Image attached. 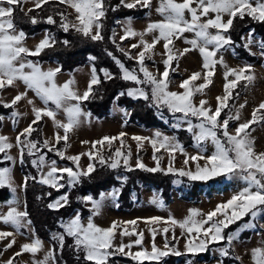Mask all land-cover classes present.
Masks as SVG:
<instances>
[{"label": "snow or ice", "instance_id": "6c2138e0", "mask_svg": "<svg viewBox=\"0 0 264 264\" xmlns=\"http://www.w3.org/2000/svg\"><path fill=\"white\" fill-rule=\"evenodd\" d=\"M27 2L28 0H0V92L17 83H22L25 87V91L18 92L10 102L0 101V104L6 108L15 109L20 101L27 99L28 92L31 91L44 105L42 108L36 107L35 100H27L28 104L32 105L34 119L18 133L15 144L8 136L0 134V160L10 161L14 165L17 158L10 152L13 147H16L19 151V163L24 164L25 156L32 157L31 165L37 172V175L26 174L23 183L17 185L12 175L13 169L0 167V189L6 187L11 193V199L4 202L8 206V211L0 212V223L13 229V231H0V241L13 237L4 250L15 245V235L28 233L31 236V242L24 243L20 251L5 264H14L16 257L24 253L32 255V264H67L62 260L66 246L71 250L75 260L78 262L83 260V264H109L110 260L117 256L129 257L137 264H144L145 261L158 262L169 255L203 253L209 250V245L220 243L226 245L218 249L220 255L228 257L234 242L239 241L240 234L255 228L257 217L264 218V151H256L255 139L252 137V132L255 131L252 126L264 124V102L253 109L250 120L239 123L234 132L229 131V122L240 120V109L246 107V104H241L235 113L227 114L222 120L221 113L229 108V100L235 99L233 90L240 86L242 81L245 87L252 85L255 75L253 66L250 64L241 68L229 67L224 60L222 50L226 51L233 47L234 41L230 30L234 28L235 20L238 18L243 20L247 16L253 21L264 22V0H159L156 12L162 16L160 21L150 22L143 31H137L132 25L133 18L127 17L123 23V35L119 36L120 43L117 42L118 34L115 30L109 38L120 53L136 62L137 67L129 69L113 52L105 49L120 70L119 78L136 85L120 91L116 99L127 95L133 99H143L149 102L150 107H155L157 110L166 108L174 116L177 113L182 114L178 119L181 123L187 124V131L192 133L195 146L199 149L196 155H189L176 138L163 135L159 131L153 137L133 136L132 139L137 142L138 149L143 148L145 141L151 144L154 150L153 160L156 161V166L149 168L138 156L135 167L153 173L166 171L180 177H187L190 181L207 182L220 176L238 179L243 184L240 190L226 202L216 205L212 211L202 213L198 209H190L189 215L183 220L169 217V220L165 221L182 229V238L185 239L183 253L178 248L179 238L175 235L174 227L171 241L167 238L170 229H163L165 235L163 249L156 246L154 242L156 230L152 229L153 244L151 251H148L142 247L143 232H136L135 228L129 231L117 221H113L106 228L95 223V217L101 214L105 200L117 201L121 188H114L109 193H101L99 199L91 194L77 197L82 203L91 204V215L87 217V222H84L80 211H76L66 220L62 218L59 222L62 231L51 235L52 247L45 253L43 259L39 260L35 257L43 250V241L35 235L32 228L27 202L25 201L23 210L19 207L18 189L26 193L29 181H32L59 192L66 187L71 189L80 185L83 178L90 177L96 172L98 166H106L113 170L124 167L129 172L134 169L130 163L131 147L124 140L127 135L124 132L119 133L118 136H104L95 141H82L84 144L91 145L88 152L66 155L70 147L69 134L81 123L91 121L92 114L84 111L82 103L95 98V86L102 83L101 74L105 81L116 79V76L106 68L98 72L93 63L90 80L83 93L79 92L74 76L63 84L58 83L57 77L63 70L62 66L45 69L40 62L30 57H39L45 50L55 49L58 44L66 48L70 47L71 41L58 40L55 33L46 29L40 42L34 48H29L26 43L28 35L23 29H17L14 18L16 7L19 6L20 11H24L23 5ZM32 2L34 8L24 12L30 24L57 25L64 33L72 31L93 42L105 40L103 33L109 10L116 12L121 7L150 10L152 7V0H119V3L115 5L111 4L110 0H57L58 4L74 9L76 16L72 19L71 14L64 11H56L46 17L29 15L35 9H41L43 5L49 4L50 0H32ZM57 16L59 20L55 18ZM116 23L121 22L116 21ZM185 33H192V38L185 36ZM150 34H155L151 42L145 39ZM254 34V29L249 31L243 46L250 51V46L256 43L261 49V55H264V39L255 41ZM136 37H139V42L133 43L130 48L125 49L121 46L123 41ZM181 38L190 47L183 50L176 49L174 41ZM161 41H164L165 49L161 54L165 57L164 71L153 73L145 64L146 54L147 59H152L155 55V46ZM137 48L141 50L133 55L131 50ZM194 50L200 53L203 72H193L183 80L179 85L184 89L183 92L170 91V72L177 71L180 58ZM218 53H221L219 58H217ZM88 59L94 62L97 58L90 55ZM217 64L225 69L224 95L216 98L217 107L213 110L208 106L207 100H200L198 105L194 103V96L203 95L205 89L213 83L212 78ZM201 79L203 83H194ZM238 95L239 93H236V96ZM121 111L125 116L129 115L127 110L121 109ZM60 112L64 113V121L57 119ZM20 116L19 111H12L10 114L12 123L16 124ZM44 117L50 118L56 129L63 130V135L60 131L54 133V143L48 139L40 141L32 138L33 133L39 130L33 125H37ZM193 118L197 121L196 123L193 122ZM4 119L5 117L0 115V121ZM181 123H178L176 127H180ZM61 141H63L62 148L58 147ZM116 141H119L120 147L113 148ZM208 143L212 145L213 151L209 155H204L205 146ZM105 148L107 155L103 151ZM44 149H47V152ZM161 149L166 150L170 155L166 170L160 165L162 157L156 155ZM177 151L186 157L184 168L173 167ZM49 152L60 159L71 161L75 167H60L56 160L49 161L47 158ZM85 155L89 160L86 168L80 165L81 158ZM201 160L205 161L203 165L199 163ZM189 161L195 163L194 170L188 167ZM117 179L126 182L128 177H117ZM46 195L51 197L52 193L48 192ZM38 199L41 198L38 197ZM70 203L69 193L65 192L48 203L47 208L59 211ZM152 203L163 207V201L159 197H154ZM116 206H119L118 203ZM245 217L249 219L245 221ZM161 219V217L150 218L152 222H159ZM240 221L243 223L239 228L225 234L226 229ZM136 224V220L123 222V225L135 226ZM118 228L121 236L136 235L138 238L129 244L121 242L116 245L114 241ZM68 239H71V244H67ZM172 241H176V244ZM134 246H141V250L133 252L131 249ZM236 259L240 258L236 257ZM252 259L254 264H264V247L254 248ZM187 264H192V261L189 260Z\"/></svg>", "mask_w": 264, "mask_h": 264}, {"label": "rangeland", "instance_id": "374dc122", "mask_svg": "<svg viewBox=\"0 0 264 264\" xmlns=\"http://www.w3.org/2000/svg\"><path fill=\"white\" fill-rule=\"evenodd\" d=\"M159 5V0H152V7L151 9H145L148 11L146 15L143 18L133 19L132 25L137 31H143L147 25L150 22L154 21H160L162 19V16L159 15L156 12V8ZM7 6V5H5ZM17 8V7H16ZM24 11H27L29 8H34V3L32 0H28L27 3L23 5ZM68 13L71 14L70 18L74 19L76 16V13L74 9L67 7ZM14 18H15V12H14ZM227 19V17H225ZM126 18L123 20H120V24L117 25L116 33L117 39L119 40V36L123 35V23L125 22ZM16 23V20H15ZM17 29H21V27L16 23ZM45 32V31H44ZM44 32L38 33L35 35H28L27 39V46L29 48H34L40 40L43 38ZM247 32L243 36V42L245 43L246 39L248 38ZM158 34V33H157ZM153 35L150 34L145 37L149 42L153 39ZM185 36L188 38H192V33H185ZM254 40L260 41L262 40L259 36L254 34ZM139 37L136 38H130L122 42V47L125 49L130 48V46L133 43H138ZM164 41H161L159 44L155 46L154 52L155 55L152 59H145V64L149 68L150 71L153 73L159 71H164V64L163 60L165 57L161 55L164 53L165 49L163 47ZM175 48L183 50L186 47H190L189 45L185 44L183 42V38L179 40L174 41ZM141 49H132V54L136 55L138 51ZM247 52L250 54L251 58L255 57V60L252 62L244 61L240 59L239 57H236L233 49L229 50H222V55L224 57V60L229 65V67L232 68H241L245 65H252L253 71L255 75V81L252 85L245 87L244 82L242 81L240 86H238L235 90H233V96L235 99L229 100V108H231L230 112H228L229 108L225 109L221 113L220 119L226 118V115L229 113H235L237 109H239V106L241 104H246V107L243 109H240V120H232L229 122V131L234 132V129L237 127L239 123H243L247 120L251 119V114L254 108H256L261 102H264V55H261V49L258 47L256 43H253L250 46V51L246 49ZM221 53L217 54V58ZM32 59V57H30ZM202 58L200 56L199 51H191L187 53L186 55L182 56L179 60V67L177 71L170 72V80L171 84L169 86L170 91H176V92H183L184 89L180 88V83L187 79L193 72L201 71L202 69ZM45 69L47 68H55L58 66L56 63H41ZM91 65L92 63H89L85 65L84 67H80L76 69L74 72L71 73H60L57 77V82L60 84H63L66 80L70 79L71 77H75L77 81V87L80 93H83L86 90V86L88 81L90 80L91 76ZM133 68L137 67L136 62L133 60ZM175 67V62L173 64ZM224 71L225 69L220 65L217 64L215 67V75L213 76L212 80L213 83L205 89V92L203 95L196 94L194 96V103L197 105L199 104L200 100H207L209 102L208 106H210L213 110L217 107V97L224 95V88L223 85L225 83L224 80ZM203 79L198 80L194 83L200 84L203 83ZM136 85L134 84V87ZM25 91V87L22 83H17L15 86L6 88L2 92H0V101H3L5 103L10 102L13 97L18 92ZM236 93H239L238 96H236ZM33 99L35 100V106L36 107H44L43 103L35 97L34 93L29 91L27 99H24L20 101L15 109H10V114L12 111L16 110L21 113V116L16 124H13L9 116H4L5 119L2 121V126L0 127V134L6 135L10 138V141L15 144L16 136L20 131H22L24 128H26L31 121L34 119V114L32 112V105H29L27 100ZM137 100V99H135ZM2 105V104H0ZM82 108L84 111L89 112L85 105L82 103ZM121 109L127 110L123 107H119L116 104L113 105L111 113L109 116L98 119L91 116L90 122H83L81 125L76 128L73 132L69 134V141L70 147L67 149L66 155L72 156L77 155L80 153H86L90 149V144H84L82 141H95L98 140L104 136H118L119 133L124 132L127 135L124 137V140L126 141V144L131 147L132 151V157L130 160L131 165L135 169L136 168V162L138 156L142 158V162L149 168L156 166V161L153 160V148L151 144L147 141L144 142L143 148L138 149L137 142L132 139L133 136H145V137H153L154 134L159 131L163 135L174 137L176 140L179 141L180 144L183 145L184 149L189 155H196L199 149L195 146V141L193 139L192 133L187 131V124L181 123L178 119L182 114L177 113L175 116L170 113L166 108L162 109L164 110L166 116L165 123H167L169 127L164 129H158V128H144V127H138L136 125H133L129 122L130 120V110H127L129 113L128 116H125L124 112L121 111ZM167 112V113H166ZM57 119L64 121L65 116L63 112H60L57 116ZM83 119V118H82ZM42 128H41V134H42V141L44 139H48L51 142L54 141V133L56 131H60V134L63 135V130L56 129L53 125V121L48 118L44 117L42 120ZM193 122L196 123L197 121L193 118ZM178 123H181L180 127H176ZM37 125H33V127H36ZM41 126V125H40ZM40 126H37L40 130ZM255 131L252 132V137L255 139V148L257 152L264 151V124L259 125H253L252 126ZM34 132L32 135V138L37 137L38 132ZM181 130H185L186 133H184L188 138L189 142L188 145H184L179 140V134H176V132H180ZM183 134V135H184ZM58 147H63V141H61L60 145ZM99 147V146H98ZM120 147L119 141L114 142L113 148ZM206 151L203 153L204 155H209L213 151V147L210 143H208L206 146ZM104 154L107 155V149H103ZM47 152V149L45 150ZM10 154L13 157L17 158L16 163L13 165L12 162H9L10 165L5 167H11L13 169L12 175L14 178V181L17 185H20L23 183L24 173L22 171V168L20 167L19 163V151L16 147H13L11 149ZM156 155L158 157H162L160 161V165L162 169H167L169 166L170 161V155L169 153L161 149L160 152H157ZM57 161L58 166L64 167V166H70L75 167L71 161H68L66 159H60L58 156H56L54 153L49 152L48 153V160ZM185 156L181 154L179 151L175 153V160L173 161V167L176 169L184 168V160ZM89 163L88 157L85 155L81 158L80 165L81 167L86 168L87 164ZM201 165L205 163L204 160L199 161ZM188 167L192 168L194 170L195 163L192 161H189ZM142 170V169H140ZM47 171V169H45ZM145 173H152L145 170H142ZM164 172L166 171H158L155 173ZM170 174V173H167ZM171 178L170 180L173 182L171 184V192H169L170 189L166 193L169 192V198L167 201L162 197V193L160 191H156L153 189H143L141 191L140 199L137 201V205L132 210H125V209H119L116 204L117 201H112L111 199H106L104 202V206L102 208V212L99 216L95 217V223L101 227H109L113 221L120 222L122 226L127 227L129 231H131L133 228H135L136 232H143L144 239L142 247L147 249L148 251H151L152 244H153V236H152V229L156 230V236H155V244L157 247L163 249L165 244V235L163 233L164 228H169V232L167 233L168 240H172L173 235V227L175 231V235L177 238H179L178 248L183 253L185 250V239L182 238V229H180L178 226L171 225L170 222L165 223V221L169 220V217H173L176 220H183L185 217L189 215L190 209H198L202 213H207L209 211H212L216 205L226 202L228 199L231 198L232 195H234L236 192L240 190V188L243 186L242 182L238 179H227L224 176L213 178L212 180H209L207 182L203 181H191V185L185 181H183V178H185L186 181L189 179L187 177H180L178 175L175 176V174H170ZM179 177L182 180H176L174 177ZM174 178V179H173ZM190 181V180H189ZM64 183L65 181H61ZM198 183V184H197ZM167 184V183H166ZM165 184V185H166ZM227 184L228 187L223 192H213L210 194V189L213 186H223ZM188 186V188H187ZM186 187V190H196L199 193V199L198 201H184L181 198V195L177 192L179 188ZM63 190V189H61ZM113 189H110L108 191H105L103 193H109ZM64 193H61L62 195ZM17 195L19 196L20 200V209L23 210L24 208V195L21 190L18 189ZM194 195V194H193ZM198 196V195H197ZM154 197H159L163 201V207H161L159 204L152 203V200ZM99 199V198H98ZM84 207L87 209L88 213L86 216L82 217L84 218V222H87V217L91 215L90 209L91 204H85ZM8 211V206L5 203L0 204V212L6 213ZM74 215V214H73ZM152 217H161V221L159 222H152L150 218ZM248 217H245L244 220H248ZM136 220L137 224L135 226L133 225H123L124 221H131ZM243 223V221L237 222L236 224L231 225L228 229L225 230V234L234 232L237 228L240 227V225ZM256 227L250 228L248 230L243 231L240 234V239L238 242H234L232 245V251L231 254L228 257H223L220 255V252L218 249L220 247L226 246L223 243L220 244H214L209 245V250L203 253H198L196 255L192 254H185L182 256H175L176 258L179 257V263L178 264H187L189 260L192 261V264H254V261L252 259V250L254 248L258 247H264V218L257 217L255 221ZM33 228V226H32ZM34 229V228H33ZM0 231H13L12 228H10L7 225H4L3 223H0ZM35 232V230H34ZM35 235L37 233L35 232ZM39 237V236H38ZM16 243L15 245L7 250H4L7 243L13 239V237H9L3 241H0V264H5L7 260H9L11 257L14 256V254L18 251H20L21 246L24 243H30L31 242V236L28 233L25 234H17L15 235ZM40 238V237H39ZM138 237L136 235L132 236H121L119 228L117 229V234L115 237L114 243L116 245H119L121 242L124 244H129L131 242H134ZM43 250L40 251L35 259H43L45 253L51 248V245L48 241L43 240ZM173 244H176V241H172ZM133 252L140 251L141 246H134L131 249ZM128 251V249H126ZM174 256V255H169ZM164 257L160 261H145V262H151L154 264H157L164 259L168 258ZM236 257H239L240 259H236ZM32 255L29 253H24L19 257H16L14 264H32ZM128 259H131L129 257L125 256H117L115 258V262L113 264H130ZM226 259V261H224ZM132 262H135L131 260ZM144 262V263H145ZM137 263V262H135Z\"/></svg>", "mask_w": 264, "mask_h": 264}, {"label": "trees", "instance_id": "16d2710c", "mask_svg": "<svg viewBox=\"0 0 264 264\" xmlns=\"http://www.w3.org/2000/svg\"><path fill=\"white\" fill-rule=\"evenodd\" d=\"M111 4L115 5L119 3V0H110ZM56 11L67 12V6L58 4L57 0H50L49 4L43 5L41 9H35L29 15H39L40 17H46L49 14H54ZM26 11H20V7L17 6L15 11V20L16 23L23 29L27 35H35L38 33L44 32L46 29L55 33L58 40L68 39L71 41L70 47H64L62 44H58L55 49L45 50L39 57H32L33 60H36L40 63H56L62 66V73H71L80 67H84L89 63H95L97 70L108 69L111 73L116 76V79L105 81L101 74L102 83L96 87V95L94 99L84 101L83 104L91 114L98 118L102 119L110 115L113 105L123 107L127 110H130V120L129 122L138 127L144 128H158L164 129L169 126L165 123L166 116L164 110H157L155 107H150L149 102L144 101L143 99H133L127 95L116 99L120 91L126 90L127 88L134 87L132 82H126L120 79V70L115 64L113 59L107 55L105 49L111 51L116 55L120 60H122L126 67L129 69L133 68V60L127 59L122 53H120L115 45L110 41L113 30L116 32L117 23L116 21L123 20L127 17H132L133 19L143 18L148 11L141 8L136 9H127L121 7L118 11L112 12L109 10L107 20L105 21L104 36L105 40L103 42H93L91 40L85 39L82 36L76 34L75 32L70 31L69 33L62 32L57 25H48L46 23H38L32 25L28 22L27 18L24 15ZM59 20V17H55ZM254 29L255 34L261 39H264V22L253 21L249 17H245L243 20L239 18L234 21V28L230 30V35L234 41L233 51L236 57L244 61L252 62L255 60V57L250 56L246 48L243 46V36ZM117 39V37H116ZM117 42L120 41L117 39ZM123 46V45H121ZM132 51V50H131ZM95 56L97 59L93 62L88 59L89 56ZM229 108L228 112H230ZM167 113V112H166ZM10 109L0 105V115L9 116ZM41 125V126H40ZM2 126V121H0V127ZM37 126H40L37 137L34 139L42 141V122L40 121ZM36 126V127H37ZM185 130L176 132L179 134V140L184 144L188 145L189 138L184 134ZM184 134V135H183ZM46 149H44L45 151ZM32 157L25 156L24 164H20L24 175L31 174L37 175L36 169L31 165ZM53 159H55L53 157ZM10 165L9 162L0 160V167H5ZM129 172L121 167L119 169L113 170L105 167H97L96 172H94L90 177L83 178L80 185L75 188H64L57 192L54 189H51L45 185L29 181V187L27 192H23L24 203L27 202V210L30 213V218L32 220V226L37 233V235L50 243L51 247L53 242L50 237L53 233L62 231L59 227L60 220L68 219L76 211H80L83 216H86L88 213L87 209L84 207L85 203H82L77 197H82L88 194L93 195L94 198H99L100 194L114 188H121V194L118 198V208L125 210H132L136 205L137 201L140 199V193L143 189L149 188L162 193V197L165 201L169 198V192H171V184L173 183L170 178L171 175L164 172L159 173H145L140 169H135ZM127 176L128 180L123 182L122 180L117 179V177ZM173 176V175H172ZM176 176V175H175ZM174 177V176H173ZM176 180H182L179 177H174ZM173 178V179H174ZM185 183L187 182L189 186L191 181H186L183 178ZM167 183V184H166ZM166 184V185H165ZM198 184V183H197ZM228 187L227 184L223 186H213L210 189V194L213 192H223ZM188 188V186H187ZM169 190L168 193H166ZM200 191V190H199ZM198 191V192H199ZM51 192V197L46 194ZM69 193V198L71 203L60 209L59 211L50 210L47 208V204L52 200L60 196L61 193ZM177 192L181 195V198L184 201H198L199 193L194 190H186V187L179 188ZM194 194V195H193ZM198 195V196H197ZM40 197L41 199H38ZM11 199V193L8 188L0 189V204L4 203L6 200ZM71 239L67 240V244H71ZM115 258H112L109 264L115 262ZM58 259H61L58 257ZM62 260L66 261L67 264H83V260L76 261L71 250L65 248V251L62 256ZM130 264H137L132 262L131 259H128ZM226 261V259H224ZM179 257L170 256L163 261L157 264H178ZM238 262H236L237 264ZM144 264H154L151 262H145Z\"/></svg>", "mask_w": 264, "mask_h": 264}]
</instances>
